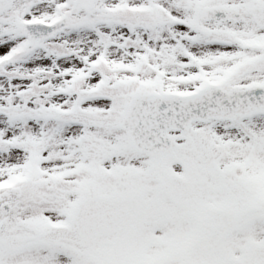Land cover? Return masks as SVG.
Listing matches in <instances>:
<instances>
[{
  "label": "snow or ice",
  "instance_id": "6c2138e0",
  "mask_svg": "<svg viewBox=\"0 0 264 264\" xmlns=\"http://www.w3.org/2000/svg\"><path fill=\"white\" fill-rule=\"evenodd\" d=\"M0 264H264V0H0Z\"/></svg>",
  "mask_w": 264,
  "mask_h": 264
}]
</instances>
